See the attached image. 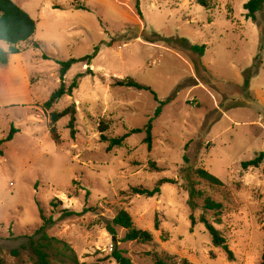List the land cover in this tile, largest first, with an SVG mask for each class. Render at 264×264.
<instances>
[{"label": "rangeland", "instance_id": "obj_1", "mask_svg": "<svg viewBox=\"0 0 264 264\" xmlns=\"http://www.w3.org/2000/svg\"><path fill=\"white\" fill-rule=\"evenodd\" d=\"M11 1L35 22V31L18 46V54L0 46L6 54V64H0V141L10 127L18 130L0 146L4 264H33L26 244L41 226L39 208L56 221L46 234L68 244L81 264H116L114 249L132 264H153V252L192 264H260L264 159L257 169L243 171L240 165L264 153V5L253 21L243 8L249 0H211L208 10L194 0H139L140 16L134 0ZM155 35L161 40H143ZM178 39L206 50L199 57L168 46ZM92 55L89 66L76 63L64 77L68 86L81 75L72 96L60 99L53 110L75 105L76 134L71 139L68 118L61 119L56 145L42 105L59 86L57 62ZM256 57L257 73L244 90V74ZM128 78L152 93L116 86ZM151 119L150 151L142 144L144 132L130 135L111 152L100 141L101 120L108 124L104 135L117 138L142 130ZM184 157L223 184L195 181L203 196L195 200L194 211L178 179ZM162 179L177 184L162 185L150 198L130 193L132 187L152 190ZM203 198L222 205L220 224H214V212L203 211ZM62 210L78 215L59 219ZM120 210L136 229L151 234L150 243L123 242L120 228L115 237L106 232V223ZM202 214L225 238L233 261L212 246L199 223Z\"/></svg>", "mask_w": 264, "mask_h": 264}, {"label": "trees", "instance_id": "obj_2", "mask_svg": "<svg viewBox=\"0 0 264 264\" xmlns=\"http://www.w3.org/2000/svg\"><path fill=\"white\" fill-rule=\"evenodd\" d=\"M135 1V9L137 14L140 16L139 10V0ZM195 4L200 6L201 8L208 10L209 2L211 0H194ZM264 0H249L246 4H244L243 8L246 12L245 17L247 19H251L256 21V14L263 9ZM35 31V22L20 8H18L11 0H0V42L6 44L7 46V54L15 55L20 52L18 45L21 43L28 42L33 36ZM154 40L147 41L143 38L145 42L155 43L161 40L159 36L155 35ZM168 46H177L182 51H188L192 54H196L201 57L205 50V46H191L186 40L178 39L175 42H169ZM32 47L38 49L39 46L36 43L32 44ZM96 50H94V53ZM6 54L0 50V64H6V59L4 58ZM94 55V54H93ZM92 56H86L81 59H70L65 62H57L59 69V86L56 90H54L48 100L42 105V109L45 113H47L48 120V132L49 136L56 145H60V137L56 131V124L63 118H68L67 129L69 130V136L71 139H74L76 130H75V122H76V108L74 104L66 107L62 111L56 112L53 110L54 105L63 97H71L73 92L77 89V80L81 75H77L72 82L66 86L64 84V77L69 71L70 67L76 63H84V65L89 66V62L93 58ZM43 59H47L43 56ZM88 63V64H86ZM259 62V57L255 58V63L249 68L244 74V85L243 89H248L250 79L256 75ZM195 70H198V65L194 64ZM116 86L132 88L138 91H147L151 92L148 87L140 85L133 81L132 79L118 80L115 82ZM152 93V92H151ZM155 100H157L156 96L153 94ZM160 114V109H157L154 113V116L157 117ZM152 119L148 122V124L141 129H133L129 131L122 137L117 138H107L104 134L108 130V124L101 120L98 123L97 130L100 134V141L102 143L107 144L106 151L111 152L115 148H120L123 146L125 140L134 134H139L141 132L145 133V138L142 141L143 145H146L147 150L150 151L152 148ZM18 132L13 127H10L9 133L7 137L0 141V146L4 143L12 140L13 136ZM0 155L2 152L0 151ZM264 159V153H259L254 159L241 163L240 167L243 171H246L249 168L257 169ZM184 165L178 170V179L182 181L185 192L188 194V205L191 211L196 209L195 200L201 198L203 194L195 189L196 182L201 181L212 187H222V182L216 177L209 174L202 168H195L189 165V160L184 157ZM150 169L152 171H158L155 166V163H150ZM196 181V182H195ZM164 184L176 185L177 180L174 179H162L158 181L152 190H148L142 187H132L130 188V193L133 196H143V197H153L160 194V188ZM89 193L86 192L85 199H87ZM57 200H53L50 205L52 208H56ZM203 211L214 212L216 217L214 219V224H220L219 216L221 214L222 205L220 203H216L210 198H203ZM86 212V209L83 210ZM83 212V213H84ZM73 212L69 210H62L61 216L59 219H63L65 217L76 216ZM80 215V214H79ZM39 217L41 221V226L35 231L34 237L29 238L26 244V250L30 254V258L33 264H54V262L65 264L69 261L70 264H81L78 262L76 254L73 249L66 244L56 238L49 237L46 234V229L55 225L56 221H53L50 217L46 218L43 215V211L39 208ZM189 220L191 222V227H193L196 222L192 215L189 216ZM199 223H201L207 233L211 238V244L214 248L222 249L226 255L228 261H233V255L229 251L225 238L221 235V233L214 228L212 224H210L202 214L199 217ZM115 228H120L125 231L123 242H133L140 245L148 244L152 241V236L149 232L138 230L134 227L132 219L130 215L124 211L120 210L114 216L112 220L106 223V232L111 236L115 237ZM159 222L156 219L154 224V229L158 230ZM264 230V227H263ZM35 236L37 237L35 239ZM165 240V238H163ZM12 254L17 255L16 251H13ZM152 259L153 264H192L188 262L186 259L177 260V257L170 256L166 253H157L153 252L149 254ZM111 258L116 262V264H132L129 259L123 257L122 252L113 250L111 254ZM0 264H4L1 249H0ZM264 264V248L262 253L261 263Z\"/></svg>", "mask_w": 264, "mask_h": 264}, {"label": "crops", "instance_id": "obj_3", "mask_svg": "<svg viewBox=\"0 0 264 264\" xmlns=\"http://www.w3.org/2000/svg\"><path fill=\"white\" fill-rule=\"evenodd\" d=\"M3 45H6V44H4V43H2V42H0V46H3ZM22 45H25V43L23 44V43H21V44H19L18 46H22ZM5 67V66H4Z\"/></svg>", "mask_w": 264, "mask_h": 264}]
</instances>
